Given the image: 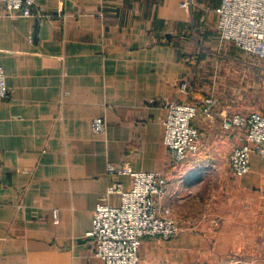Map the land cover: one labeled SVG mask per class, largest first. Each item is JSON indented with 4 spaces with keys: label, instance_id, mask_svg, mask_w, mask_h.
<instances>
[{
    "label": "crops",
    "instance_id": "obj_1",
    "mask_svg": "<svg viewBox=\"0 0 264 264\" xmlns=\"http://www.w3.org/2000/svg\"><path fill=\"white\" fill-rule=\"evenodd\" d=\"M221 0H34L35 16L0 14V264H103L86 235L98 202L120 203L107 162L167 177L161 204L181 229L145 236L137 264L250 261L264 241V154L235 175V112H264V61L221 37ZM187 86L181 91L179 85ZM215 102L210 112L206 97ZM195 103L197 151L172 163L166 103ZM104 131L94 133L96 117ZM56 209L57 214L53 211ZM248 258V260H246Z\"/></svg>",
    "mask_w": 264,
    "mask_h": 264
},
{
    "label": "built area",
    "instance_id": "obj_2",
    "mask_svg": "<svg viewBox=\"0 0 264 264\" xmlns=\"http://www.w3.org/2000/svg\"><path fill=\"white\" fill-rule=\"evenodd\" d=\"M33 4L34 0H0V14L3 11L39 19L43 14L35 12ZM192 4L193 0L180 2L186 9H190ZM214 10L221 37L264 61V0H221ZM186 86L185 81L179 85L181 91ZM8 93L9 87L0 65V98L8 96ZM214 102L213 97H206L202 111L209 113ZM165 108L162 141L168 159L182 165L188 154L198 148L199 133L191 124L192 118L198 113V106L189 101L170 99ZM223 126L240 129L238 144L229 153L227 163L235 175L242 174L249 169L250 153L264 154V112L250 110L232 113L225 117ZM91 128L94 133H102L104 118H94ZM106 171L110 175H129L130 186L127 189L121 187L120 183L107 186L106 194L119 193L120 203H96L86 235L92 238L94 255L103 264H137L143 237L165 238L180 232L181 227L171 217L170 207L161 204L166 194L167 177L161 171L134 170L127 163L107 162ZM53 213L57 214L56 209Z\"/></svg>",
    "mask_w": 264,
    "mask_h": 264
},
{
    "label": "rangeland",
    "instance_id": "obj_3",
    "mask_svg": "<svg viewBox=\"0 0 264 264\" xmlns=\"http://www.w3.org/2000/svg\"><path fill=\"white\" fill-rule=\"evenodd\" d=\"M171 217L174 218L171 214ZM176 221V220H175ZM177 225L180 227L179 223L176 221ZM258 245L256 246L255 250V256L250 259V261L246 262H238L233 264H264V241H257ZM248 260V258H246ZM217 264H223V263H217Z\"/></svg>",
    "mask_w": 264,
    "mask_h": 264
}]
</instances>
